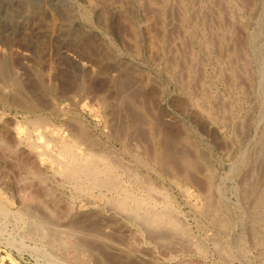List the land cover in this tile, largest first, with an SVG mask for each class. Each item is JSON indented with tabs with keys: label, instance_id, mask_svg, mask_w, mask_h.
<instances>
[{
	"label": "rangeland",
	"instance_id": "rangeland-1",
	"mask_svg": "<svg viewBox=\"0 0 264 264\" xmlns=\"http://www.w3.org/2000/svg\"><path fill=\"white\" fill-rule=\"evenodd\" d=\"M0 69L1 122L77 123L95 143L78 154L116 164L137 197L151 182L150 205L193 244L102 219L107 192L78 193L41 163L40 184L0 145V264H264V0H0Z\"/></svg>",
	"mask_w": 264,
	"mask_h": 264
},
{
	"label": "bare ground",
	"instance_id": "bare-ground-1",
	"mask_svg": "<svg viewBox=\"0 0 264 264\" xmlns=\"http://www.w3.org/2000/svg\"><path fill=\"white\" fill-rule=\"evenodd\" d=\"M154 1V0H153ZM90 2V1H89ZM88 2V3H89ZM187 2V1H186ZM87 3V4H88ZM91 3H89L90 5ZM93 4V1H92ZM150 4V3H149ZM143 5V4H142ZM153 5V4H152ZM195 6V5H194ZM91 7V6H90ZM154 14V13H153ZM152 14V15H153ZM156 16V15H155ZM208 17V16H206ZM177 19V18H175ZM180 20V19H179ZM178 21V20H177ZM147 27V26H146ZM159 32V31H158ZM156 34V33H155ZM172 34V33H171ZM173 36V35H172ZM134 38V37H132ZM181 38V36H180ZM155 39V38H154ZM137 40V39H136ZM175 40V39H174ZM151 42V41H150ZM175 42V41H174ZM173 42V43H174ZM152 44V43H151ZM179 44V43H178ZM155 45V44H154ZM153 45V46H154ZM175 45V44H173ZM223 45V44H222ZM129 46V45H128ZM135 46V45H134ZM152 46V47H153ZM167 47V46H166ZM165 49V48H164ZM224 49V48H223ZM152 50V49H151ZM154 50V49H153ZM156 54V53H155ZM182 54V53H181ZM218 54V53H217ZM3 55V54H2ZM191 56V55H190ZM196 57V56H195ZM21 59L23 61H28L30 58L27 54H23L21 55ZM72 59V58H71ZM195 59V58H194ZM70 60V59H68ZM174 60V59H173ZM188 60V59H187ZM71 61V60H70ZM73 61V60H72ZM216 62V61H215ZM79 63V62H78ZM45 64V63H44ZM189 65V64H188ZM213 65V64H212ZM186 66V65H185ZM89 67V66H88ZM189 67V66H187ZM83 68V67H82ZM80 68V69H82ZM85 70V68H83ZM186 69V68H185ZM1 71V69H0ZM83 71V70H82ZM186 71V70H185ZM194 71V70H193ZM2 73V72H1ZM98 73V72H97ZM175 73V72H174ZM173 73V74H174ZM199 73V72H198ZM187 74H190L189 72H187ZM201 74V73H200ZM221 74V73H220ZM183 76V73H182ZM181 76V77H182ZM187 76V75H186ZM189 77V75H188ZM254 78V77H253ZM250 79V78H249ZM2 80V79H1ZM11 83V82H10ZM82 83V82H81ZM150 83V82H149ZM197 83V82H196ZM49 84V83H48ZM144 84V83H143ZM86 85V84H85ZM158 85V84H157ZM63 86V85H62ZM83 86V85H82ZM137 86V85H136ZM37 89V88H36ZM93 89V88H92ZM55 91V90H54ZM198 92V91H197ZM22 93V92H21ZM2 95V94H1ZM190 95V94H189ZM5 96V95H4ZM12 96V95H11ZM11 96H9L11 98ZM72 96V95H71ZM91 96V95H90ZM186 96V95H185ZM251 96V95H250ZM8 97V99H9ZM15 97V96H14ZM192 97V96H191ZM209 97V96H208ZM13 98V97H12ZM186 98V97H185ZM189 98V96H188ZM7 99V98H6ZM15 99V98H14ZM49 99V98H48ZM195 99V98H193ZM1 100V99H0ZM29 100V99H28ZM71 100V99H70ZM190 100V99H189ZM188 100V101H189ZM207 100V99H206ZM14 101V100H13ZM51 101V100H50ZM85 101V100H84ZM196 101V100H195ZM252 101V100H251ZM7 102V101H6ZM9 102V101H8ZM17 102V101H16ZM24 101L21 102V104ZM83 102V101H82ZM198 102V101H197ZM26 103V102H25ZM55 103V102H54ZM84 103V102H83ZM19 104V103H18ZM38 104V102H37ZM196 104V103H195ZM194 104V105H195ZM31 105H35V104H31ZM50 105V104H49ZM59 105V104H58ZM57 105V107H58ZM13 106V105H12ZM27 106V105H26ZM29 106V105H28ZM42 106V105H41ZM86 106V104H85ZM84 106V107H85ZM196 106V105H195ZM206 106V105H205ZM55 105H51L50 108H52V110H55L56 113H64L65 112V108L64 107H60L57 108ZM67 107V106H66ZM197 107V106H196ZM209 107V106H208ZM17 108V107H16ZM22 108V107H21ZM26 108V107H24ZM36 108V107H35ZM38 108V107H37ZM79 108V107H78ZM80 108H82V106H80ZM86 108V107H85ZM40 109V108H39ZM43 109V108H42ZM68 109V108H67ZM71 109V108H69ZM87 109V108H86ZM89 109V108H88ZM191 109V108H190ZM25 110V109H24ZM35 110V109H34ZM26 111L29 112V110L26 109ZM69 112V110H67ZM193 111V110H192ZM19 112V111H18ZM195 112V111H194ZM193 112V113H194ZM33 113V112H32ZM54 113V112H53ZM53 114V115H56ZM196 113V112H195ZM204 113H206L204 111ZM203 113V114H204ZM37 114V113H36ZM40 114V113H38ZM212 114V113H211ZM26 115V114H25ZM30 115V113H29ZM42 115V114H41ZM45 115V114H44ZM62 115V114H61ZM65 115V114H64ZM67 115V114H66ZM198 115V113H197ZM24 116V114H23ZM36 116V115H35ZM34 116V117H35ZM49 116V115H48ZM60 116V115H59ZM33 117V118H34ZM45 117V116H44ZM52 117V115H51ZM50 117V118H51ZM61 117V116H60ZM201 117H203V115H201ZM206 118V116H204ZM212 117V116H211ZM30 118V117H29ZM32 118V116H31ZM53 118V117H52ZM69 118V116L67 115V119ZM76 118V117H75ZM209 118V117H208ZM45 119V118H44ZM60 119V118H59ZM73 119V117H72ZM204 119V118H203ZM212 119V118H211ZM5 120V119H4ZM3 120V122H4ZM7 120V119H6ZM17 119H15L16 121ZM48 120V119H47ZM2 121V120H1ZM0 121V145H6L8 148H10L11 152H13L14 154H19V156H23L26 158V162L31 166H29L28 168H31V170L29 171L31 174V178L34 180H37L40 184L44 182V177L43 175L40 174V169L38 168L39 164H49L53 170V177L57 178L58 180H60L62 183H68L71 184L72 186H74L75 190L78 193H85L84 195L86 196V194H89L90 190H99V191H105L109 194V198L107 199V203L109 206V209L114 213L113 215L109 216L108 218H106L103 214L100 215L102 219H105L109 222H114V223H118V217L119 216H124L127 220H131V221H135L136 223H138L142 228H144V231L146 230L149 234L151 235H159L160 236H164V237H172L174 239L178 240V244L180 243L182 245L187 244L188 246H192L193 244L190 242V240L188 239V237H186L184 235L183 230L181 229L180 225L178 224V222L176 221V218L174 219L173 217H171V213L173 214V212L169 213L168 211L165 210H156L154 209L150 203L151 201H153V197L156 195L155 192L153 191V187H150V183L148 184V187L145 186V197H141V195H138L140 197L135 196L134 194H132L130 192V190H125L123 188L120 187L119 184V179L117 176V172L116 170V166L111 165L110 163L106 162L104 159H102L101 157H96L94 155H90L87 153V157H82L78 154L77 152V147L78 145H86L87 147H89L90 145H94L95 143L88 137V135L85 133V131L82 129V127L78 126L77 123L74 127V129H72L74 134H71L72 132H70L69 135L65 134V131H63V129H58L56 128H50V126L48 127L45 125V123L40 119L39 117L35 118L31 124H29V126H32V129H27L29 128L28 126H26L27 128H24V124L23 126H21L19 124V122L14 125V129L11 130V126L5 125L3 122ZM8 121V120H7ZM25 121V120H24ZM206 121V120H205ZM10 122V121H9ZM13 122V121H12ZM28 122V121H27ZM46 122V121H45ZM48 122V121H47ZM63 122V121H62ZM136 122V120L134 121ZM25 123V122H24ZM74 124V122H72ZM213 123V122H212ZM67 124V123H66ZM69 124V123H68ZM82 124V123H80ZM70 125V124H69ZM135 125V124H134ZM137 125V124H136ZM131 126V125H130ZM67 127V126H66ZM72 127V126H71ZM154 127V126H153ZM86 129V128H85ZM131 129V128H130ZM67 130V129H66ZM123 131V130H122ZM89 132V130L87 131ZM91 137V136H90ZM121 137V136H120ZM123 137V136H122ZM32 138H34V140H31ZM160 139V138H159ZM97 145V144H96ZM95 145V146H96ZM189 147V146H188ZM8 148H6V151L8 150ZM14 148V149H12ZM85 148V147H84ZM95 148V147H94ZM101 148V147H100ZM89 149V148H88ZM103 149V147H102ZM2 150V149H1ZM79 150V149H78ZM92 149H90L91 152ZM127 150V149H126ZM94 151V150H93ZM96 151V150H95ZM97 151H99L97 149ZM105 151V150H104ZM161 151V150H160ZM84 152V151H83ZM82 152V153H83ZM107 153V152H106ZM105 153V154H106ZM182 153V152H181ZM111 154V153H110ZM114 154V153H113ZM9 155V154H8ZM83 155V154H82ZM98 155V154H97ZM116 155V154H115ZM19 156H17L19 158ZM131 156V155H130ZM154 156V155H153ZM158 156V155H157ZM162 156V155H161ZM103 157V156H102ZM171 157V156H170ZM181 157V156H180ZM7 158V157H6ZM5 158V159H6ZM110 158V157H109ZM134 158V157H133ZM165 158V157H164ZM169 158V157H167ZM22 159V158H21ZM140 159V158H139ZM144 158H142L143 160ZM157 159V158H156ZM163 159V157H162ZM2 160V159H1ZM24 160V159H23ZM108 160V159H107ZM110 160V159H109ZM108 160V161H109ZM116 160V159H115ZM137 160V159H135ZM150 160V159H149ZM165 160V159H163ZM169 160V159H168ZM22 161V160H21ZM123 161V160H122ZM145 161V160H143ZM170 161V160H169ZM173 161V160H172ZM110 162V161H109ZM113 162V161H112ZM117 162V161H116ZM115 162V163H116ZM146 162V161H145ZM148 162V160H147ZM160 162V161H159ZM23 163V162H22ZM121 163V161H120ZM131 163V162H130ZM150 163V162H149ZM181 163V162H180ZM19 164V163H18ZM25 164V163H24ZM123 164V163H122ZM137 164V163H136ZM145 164V163H144ZM148 164V163H147ZM152 164V162H151ZM165 164V162H164ZM175 163H173L174 165ZM129 166V164H127ZM139 165V164H138ZM143 165V164H142ZM141 165V166H142ZM153 165V164H152ZM155 165V164H154ZM158 165V164H157ZM155 165V166H157ZM172 165V164H171ZM182 165V164H181ZM137 166V165H136ZM150 166V165H149ZM160 166V165H159ZM167 166V165H166ZM176 166V165H174ZM180 166V165H179ZM130 167V166H129ZM158 167V166H157ZM172 167V166H171ZM27 168V169H28ZM41 168V167H40ZM45 168V167H44ZM139 168V167H138ZM142 168V167H141ZM151 166L149 168L146 167V169L150 170ZM153 168V167H152ZM151 168V169H152ZM167 168V167H166ZM173 168V167H172ZM191 168V167H190ZM22 169V168H21ZM42 169V168H41ZM136 169V168H135ZM170 169V168H167ZM177 169V167H176ZM182 169V168H180ZM29 170V169H28ZM33 170V171H32ZM138 170V169H137ZM158 170V168L156 169ZM173 170V169H172ZM184 170H187L186 168ZM132 171V170H131ZM134 171V168H133ZM132 171V172H133ZM153 171V170H151ZM182 171V170H181ZM124 172H126V169L124 170ZM135 172V171H134ZM169 172V170H168ZM176 173V171H174ZM186 172L187 175V171ZM182 172V173H184ZM28 173V172H27ZM42 173V172H41ZM129 173V172H127ZM167 173V172H166ZM181 173V174H182ZM201 173V172H200ZM46 174V173H45ZM44 174V175H45ZM126 174V173H125ZM124 174V175H125ZM172 174V173H171ZM127 175V174H126ZM174 175V174H173ZM172 175V176H173ZM185 175V174H184ZM28 176V174H27ZM43 176V177H42ZM122 176V175H121ZM128 176V175H127ZM138 177L141 175H137ZM136 176V177H137ZM175 176V175H174ZM182 176V175H181ZM190 176H192L190 174ZM24 177V176H23ZM48 177V175H47ZM186 177V176H185ZM189 177V176H188ZM27 177H24V179H26ZM30 178V177H29ZM46 178V177H45ZM125 178V177H124ZM134 178V177H133ZM169 178V177H168ZM192 178V177H191ZM28 179V178H27ZM137 179V178H136ZM146 179V177H145ZM176 179V178H175ZM174 179V180H175ZM183 180V177L181 178ZM126 180V179H125ZM3 181V180H2ZM7 181V180H6ZM28 181V180H27ZM31 181V179H30ZM49 181V179H48ZM132 181V180H131ZM148 181V180H147ZM188 181V179L186 180ZM190 181V180H189ZM26 182V181H25ZM34 182V181H31ZM122 182V181H121ZM146 182V180H145ZM144 182V183H145ZM176 182V180H175ZM181 182V180H180ZM179 182V183H180ZM183 182V181H182ZM20 183V182H19ZM129 183V182H128ZM131 183V182H130ZM135 183V181H134ZM139 181L136 183L138 185ZM142 183V182H141ZM143 185H146L144 184ZM147 183V182H146ZM259 183V182H258ZM39 184V185H40ZM47 184H50L49 182ZM123 184V183H122ZM126 184V183H125ZM4 185V184H2ZM10 185V184H9ZM37 185V184H36ZM35 185V186H36ZM54 185V183H53ZM70 185V186H71ZM177 185V184H176ZM7 186V185H6ZM25 186V185H24ZM31 186V185H30ZM65 186V185H64ZM130 186V185H129ZM133 186V184H132ZM136 186V185H135ZM156 186V185H155ZM178 186V185H177ZM16 187V186H15ZM23 187V186H22ZM21 187V188H22ZM37 187V186H36ZM128 186H126L125 188H127ZM134 187V186H133ZM138 187V186H137ZM180 187V186H179ZM8 188V187H7ZM25 188V187H24ZM43 188V187H42ZM54 188V187H53ZM69 188V187H68ZM131 188V187H130ZM135 188V187H134ZM155 188V187H154ZM45 189V188H44ZM49 189V188H48ZM129 189V188H128ZM132 189V188H131ZM138 189V188H137ZM135 189V191L137 190ZM156 189V188H155ZM19 190V189H18ZM53 190V189H51ZM62 190V189H61ZM143 190V188H142ZM142 190L140 191L142 194ZM158 190V189H157ZM144 191V190H143ZM11 192V191H10ZM9 192V193H10ZM13 192V191H12ZM11 192V194H12ZM64 192V191H63ZM104 192V193H105ZM158 193L160 192V190L157 191ZM163 192V191H162ZM161 192V193H162ZM167 192V191H165ZM211 192V191H210ZM45 193H48V190L45 191ZM44 193V194H45ZM51 193V192H50ZM58 193V192H57ZM15 194V192H14ZM34 194V191H33ZM42 194V193H41ZM77 194V193H76ZM103 194V193H102ZM166 194V193H164ZM20 195V194H19ZM62 195V194H61ZM169 195V194H168ZM208 195V194H207ZM37 196V195H36ZM43 196V195H42ZM81 196V195H80ZM107 196V195H106ZM163 196V195H162ZM24 197V196H23ZM28 197V196H27ZM30 197V196H29ZM59 197V196H58ZM76 197V196H75ZM79 197V196H77ZM83 197V196H82ZM97 197V196H96ZM94 197V198H96ZM99 197V196H98ZM161 197V196H160ZM170 197V196H169ZM17 198V197H16ZM19 198V197H18ZM42 198V197H41ZM44 198V197H43ZM42 198V199H43ZM85 198V197H84ZM102 198V197H101ZM107 198V197H106ZM34 199V198H33ZM39 199V198H38ZM69 199V198H68ZM76 199V198H75ZM78 199V198H77ZM89 199V198H88ZM158 199V198H157ZM171 199V198H169ZM216 199V198H215ZM214 199V200H215ZM30 200V199H29ZM41 200V199H40ZM61 200V199H60ZM94 200V199H92ZM98 201V199H96ZM104 200V199H103ZM172 200V199H171ZM34 201V200H33ZM43 202V201H42ZM64 202V201H63ZM66 202V201H65ZM154 202V201H153ZM164 202V201H163ZM208 202V201H207ZM214 202V201H212ZM261 202H263L262 204L264 205V193H262L261 195ZM260 202V203H261ZM20 203V202H19ZM104 203V204H105ZM162 203V202H161ZM171 203V202H169ZM211 204V201L209 202ZM168 204V203H167ZM172 204V203H171ZM206 204V203H205ZM217 204V203H216ZM25 205V204H24ZM155 205V204H154ZM158 205V204H157ZM166 205V204H165ZM201 206V204H199ZM226 205V204H225ZM107 207V205H105ZM214 206V205H213ZM216 206V205H215ZM222 206V205H221ZM21 208V206H19ZM103 208V206H101ZM159 207V206H158ZM157 207V208H158ZM165 207V206H164ZM169 208L171 207L170 204L168 206ZM174 207V206H173ZM28 208V207H27ZM69 208V207H68ZM156 208V207H155ZM175 208V207H174ZM209 208V207H208ZM220 208V207H219ZM26 209V208H25ZM24 209V210H25ZM34 209V208H33ZM168 209V208H167ZM171 209V208H170ZM194 209V208H193ZM200 209V208H199ZM215 209V208H214ZM217 209V208H216ZM215 209V210H216ZM224 209V208H223ZM35 210V209H34ZM49 210V209H48ZM47 210V211H48ZM173 210V209H171ZM213 210V216H216V212ZM9 210H6L2 204H0V217H5L8 215ZM33 211V210H31ZM37 211V210H36ZM41 211V209L39 210ZM71 211V210H70ZM105 211V210H104ZM102 211V212H104ZM110 211V212H111ZM175 211V210H174ZM200 211V210H198ZM221 211V209H220ZM225 211V210H224ZM98 212V211H95ZM201 212H203L201 210ZM200 212V213H201ZM206 212V211H205ZM222 212V211H221ZM219 212V214L221 213ZM33 213V212H32ZM89 213V212H88ZM93 213V212H92ZM99 213V212H98ZM207 213V212H206ZM223 213V212H222ZM253 213V212H252ZM21 214V213H20ZM36 214V213H35ZM170 214V215H169ZM176 214V213H175ZM174 214V215H175ZM210 214V215H211ZM234 214V213H233ZM23 215V214H22ZM26 215V214H25ZM38 215V214H37ZM96 215V214H95ZM98 215V214H97ZM203 217L204 214L202 213ZM225 215V214H224ZM223 215V216H224ZM39 216V215H38ZM46 216V215H45ZM201 216V215H200ZM206 216V215H205ZM208 216V215H207ZM212 216V217H213ZM221 216V215H220ZM256 216V215H255ZM15 217V215H14ZM34 217V216H33ZM211 217V218H212ZM218 217V216H217ZM260 217V216H259ZM9 218V217H8ZM193 218V217H192ZM197 218V217H196ZM219 218V217H218ZM229 218V217H228ZM2 219V218H1ZM24 219V218H23ZM200 219V218H199ZM216 220V219H215ZM222 220V219H221ZM26 221V219L24 220V222ZM219 221V220H218ZM182 222V221H181ZM35 223V222H34ZM128 223V222H127ZM130 223V222H129ZM134 223V222H133ZM221 223V222H220ZM227 223V222H226ZM210 224V223H209ZM222 224V223H221ZM230 224V223H228ZM28 225V224H27ZM35 225V224H34ZM120 225V224H119ZM118 225V226H119ZM183 225V224H182ZM181 225V226H182ZM215 225V224H214ZM225 225V224H224ZM223 225V227H224ZM38 226H42V225H38ZM125 226V225H124ZM36 227V226H35ZM122 227V225H121ZM218 227V226H217ZM227 226H225V229ZM34 228V227H31ZM106 228V227H105ZM126 228V227H124ZM139 228V227H138ZM35 229V228H34ZM42 229V228H41ZM40 229V230H41ZM50 229V227L48 228ZM56 229V228H55ZM54 229V230H55ZM120 229V228H119ZM122 229V228H121ZM31 230V229H30ZM185 230V228H184ZM264 230V229H263ZM46 231V230H45ZM51 231V229H50ZM59 231V230H58ZM89 231V230H88ZM145 231V232H146ZM227 231V230H226ZM33 232V231H32ZM47 232V231H46ZM198 232V231H197ZM36 233V232H35ZM55 233V232H54ZM224 233V232H222ZM257 233V232H256ZM263 234V232H262ZM47 236H49L47 234ZM54 235H52L53 237ZM93 236V235H91ZM44 237V235H43ZM252 237V236H251ZM39 238V237H37ZM41 238V236H40ZM48 238V237H47ZM99 238V237H98ZM104 238V237H103ZM158 238V237H157ZM162 238V237H161ZM160 238V239H161ZM190 238V237H189ZM46 238H42V240ZM51 239V238H50ZM83 239V238H82ZM156 239V238H155ZM80 240V239H79ZM106 240V239H105ZM140 241V240H139ZM171 241V240H170ZM84 242V241H83ZM89 242V241H88ZM91 242V241H90ZM99 242V241H98ZM105 242V241H104ZM175 242V241H174ZM194 242V241H193ZM93 243V242H92ZM107 243V241H106ZM177 243V242H175ZM217 243V242H215ZM241 243V242H240ZM239 243V244H240ZM172 244V243H171ZM174 244V243H173ZM101 245V244H100ZM175 245V244H174ZM181 245H179L181 247ZM184 245V246H185ZM221 246L223 245V243L220 244ZM173 246V245H172ZM104 247V245H103ZM168 247V246H167ZM171 247V245H170ZM201 247V246H200ZM227 247V246H226ZM173 248V247H172ZM177 248V247H176ZM184 248V247H183ZM182 248V249H183ZM197 248V247H196ZM199 248V247H198ZM219 248V247H218ZM217 248V249H218ZM171 249V248H169ZM175 249V248H173ZM180 249V250H182ZM186 249V248H185ZM201 249V248H200ZM199 249V250H200ZM203 249V248H202ZM225 249V248H224ZM238 249V248H237ZM236 249V250H237ZM176 250V249H175ZM120 251V250H119ZM197 251V249H196ZM221 251L224 252V250L222 249ZM233 251V250H232ZM132 253V251H130ZM227 252V249L225 251V253ZM130 253V254H131ZM200 253V252H199ZM205 253V252H204ZM203 255V253H201ZM172 255V254H171ZM201 255V256H202ZM223 255V253H222ZM227 255L228 252H227ZM231 255V254H230ZM200 256V257H201ZM237 256V255H236ZM144 257V256H143ZM151 257V256H150ZM230 257V256H229ZM154 258V257H153ZM145 259V258H143ZM236 259H238L236 257ZM148 260V259H147ZM3 262V260H1ZM155 261V260H154ZM175 261V260H174ZM154 263V262H153ZM233 263V262H232Z\"/></svg>",
	"mask_w": 264,
	"mask_h": 264
}]
</instances>
